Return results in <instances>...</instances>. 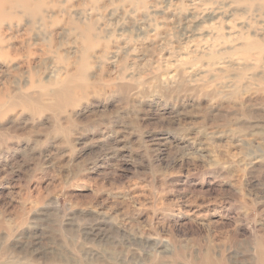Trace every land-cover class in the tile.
Here are the masks:
<instances>
[{"label": "rangeland", "instance_id": "obj_1", "mask_svg": "<svg viewBox=\"0 0 264 264\" xmlns=\"http://www.w3.org/2000/svg\"><path fill=\"white\" fill-rule=\"evenodd\" d=\"M31 2L0 0V264H264V0Z\"/></svg>", "mask_w": 264, "mask_h": 264}, {"label": "bare ground", "instance_id": "obj_2", "mask_svg": "<svg viewBox=\"0 0 264 264\" xmlns=\"http://www.w3.org/2000/svg\"><path fill=\"white\" fill-rule=\"evenodd\" d=\"M13 1V0H12ZM15 1V0H14ZM21 4L26 8V9H30L29 11H31L32 13H35L37 9H32L35 8L36 6L31 2V0H20ZM32 3V4H31ZM190 5V4H189ZM204 5V4H203ZM202 5V6H203ZM32 7V8H31ZM192 11H190V13L192 12L191 16L187 15H182V17H176V16H170L168 14V10L169 9H164L162 10V16H163V25L164 26H172L170 25V23H177V22H181V20H183V24L184 27L183 28H187L189 25H196V26H201L200 22L204 21L205 19H213L214 18V14H212L211 12H207L205 11V14L203 13V16H199L198 11L196 10V7H192ZM205 8V7H204ZM185 10V9H184ZM191 10V9H190ZM219 13V12H218ZM202 14V13H201ZM203 18V19H202ZM220 18V17H219ZM264 20V19H263ZM218 22V21H217ZM204 23V22H203ZM233 27L235 25H232ZM191 27V26H190ZM192 30V29H191ZM186 32V31H185ZM238 34V33H237ZM235 36V35H234ZM241 37V36H240ZM237 39V37H235ZM235 40V39H234ZM262 54L261 52H258L257 54H255L256 57H260ZM256 91V90H253ZM249 96H245L246 99L242 100V102H245L246 104L254 102L256 99H259L261 101H264V94L261 93H257V92H251L248 94ZM254 100V101H253ZM257 101V100H256Z\"/></svg>", "mask_w": 264, "mask_h": 264}]
</instances>
